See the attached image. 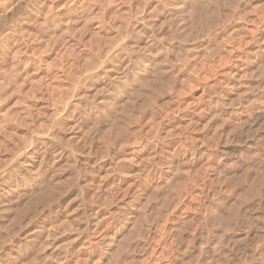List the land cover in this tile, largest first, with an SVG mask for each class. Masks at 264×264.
<instances>
[{"label": "rangeland", "instance_id": "obj_1", "mask_svg": "<svg viewBox=\"0 0 264 264\" xmlns=\"http://www.w3.org/2000/svg\"><path fill=\"white\" fill-rule=\"evenodd\" d=\"M115 263L264 264V0H0V264Z\"/></svg>", "mask_w": 264, "mask_h": 264}, {"label": "bare ground", "instance_id": "obj_2", "mask_svg": "<svg viewBox=\"0 0 264 264\" xmlns=\"http://www.w3.org/2000/svg\"><path fill=\"white\" fill-rule=\"evenodd\" d=\"M18 5V4H17ZM178 6V5H177ZM182 11V10H181ZM162 26V25H161ZM120 73V72H119ZM103 87V86H102ZM123 87V86H122ZM110 91V90H109ZM107 92V91H106ZM96 97V96H95ZM76 125V124H75ZM54 138V137H53ZM56 153V152H55ZM8 164V163H7ZM28 164V163H27ZM38 168H36L37 170ZM37 175V174H36ZM70 186V185H69ZM56 189V188H55ZM45 197V196H44ZM55 224V223H54ZM49 232V231H48ZM61 232V231H60ZM54 237V236H53ZM113 249V248H112ZM14 255V254H13ZM262 258V257H261ZM41 263V262H40ZM116 264V263H115Z\"/></svg>", "mask_w": 264, "mask_h": 264}]
</instances>
